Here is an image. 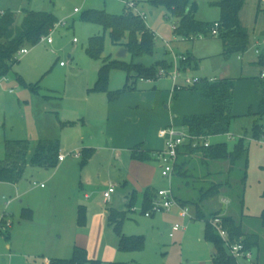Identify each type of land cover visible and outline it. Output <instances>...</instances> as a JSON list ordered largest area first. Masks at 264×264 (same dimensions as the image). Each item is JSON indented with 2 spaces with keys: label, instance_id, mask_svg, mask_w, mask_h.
<instances>
[{
  "label": "rangeland",
  "instance_id": "obj_1",
  "mask_svg": "<svg viewBox=\"0 0 264 264\" xmlns=\"http://www.w3.org/2000/svg\"><path fill=\"white\" fill-rule=\"evenodd\" d=\"M218 1L191 0L196 5L195 19L207 23L219 20ZM135 2L137 11L146 15L145 22L156 35L152 55L133 57L124 46L113 44L99 23L82 18V13L90 9L121 14L124 7H128L118 0H0V11L9 9L15 15L17 24L22 20L23 9L51 13L56 19L45 35L50 33L52 42L48 44L42 39L36 45H27L28 52L17 57L7 79L0 82V160L5 158L4 141L14 138L32 143L28 154L30 159L33 146L43 135L45 112L49 114V111H55L61 121L70 119L73 122L51 132L52 137L59 139L61 152L65 145L73 149L82 138L88 140L93 133L101 131L106 121L98 120L105 114L102 112L104 106L111 101L106 92L93 91L92 88L104 59L149 66L157 61H169L173 55H185L192 61V67L185 71L190 62H187V67L183 63L184 71L177 79L178 84L185 78L194 77L234 80L233 114L237 117L231 122L228 134L211 140L213 143L225 142L230 152L240 140L243 141L248 158L246 177L241 182L244 169L242 163H238L231 174V186L222 188L215 197L206 201L204 208L207 213L220 210L225 216L233 215L242 221L247 231L256 233L259 236L258 264H264V228L257 219L264 211V114L257 115L259 77L264 69L257 65L258 55L255 52L256 37L260 38V48L264 49V0H243L239 18L250 46L243 53L228 54H225L218 36L179 41L173 32L176 18L167 13L163 6L145 0ZM95 35L104 37L103 52L98 59L86 53L88 39ZM17 76L26 85L19 83ZM125 80L126 71L112 67L108 72L107 89H121ZM173 86L174 82L169 77H158L156 80L137 78L136 92L126 91L115 100H119L121 106L133 104L134 100H145L142 104L134 103L132 108H125V115L131 120L145 118L143 129L148 135H155L157 127H163L168 120L181 125L184 116L211 111V103L200 96V84L193 89L180 88L171 94ZM207 109L208 112H202ZM173 116L176 118L173 119ZM131 120L127 124L125 120L116 124V130L133 131ZM254 123L263 126L258 138L253 134ZM81 160V157L67 156L68 168L59 171L52 180L47 179L46 174L56 172L54 168L40 169L45 174L41 178L35 175L39 170L36 167L25 169L18 188L30 190V197L38 200L39 189L31 185L33 181H38L46 185L47 192L43 196L46 209L35 210L30 219L21 215V206L26 199L17 198L16 188L12 185L0 184V264H48L53 258H70L74 246L86 251L90 261L85 264H93L92 260H97L98 264H203L205 259L209 260L213 247L203 239L204 219L195 218L193 206H187L192 218H182L180 206L177 205L169 212H157L146 217L140 201H136L132 211L123 206L125 195L119 187L113 194V202L117 201L118 207L126 211L121 233L144 236L141 251H119L117 234L109 225L106 214L102 221L99 216L87 218L85 211V222L79 225L77 208L74 206V197L78 199V193L82 200L83 195L87 194L89 201L99 203L103 210L109 206L102 198L109 169L107 162L104 160L101 168L98 167L103 161L99 155L97 160L100 162L89 171L90 182L80 187ZM227 168L228 162L223 161L215 163L212 170L221 172L219 179L224 181ZM155 178L153 188L167 187L159 171H156ZM143 190L138 193L141 195ZM240 191L243 194L242 202L237 197ZM8 201L10 204L6 206ZM2 219L10 221L13 231L2 223ZM174 224L186 225V228L174 232V236L170 237V228ZM256 252L254 249V256ZM240 262L248 263L244 259Z\"/></svg>",
  "mask_w": 264,
  "mask_h": 264
},
{
  "label": "trees",
  "instance_id": "obj_2",
  "mask_svg": "<svg viewBox=\"0 0 264 264\" xmlns=\"http://www.w3.org/2000/svg\"><path fill=\"white\" fill-rule=\"evenodd\" d=\"M154 5L165 8L167 13L176 18L177 24L173 32L183 39H194L197 37L211 36L214 22L219 23L218 37L221 38L225 54L230 52H244L250 42L247 33L242 29L239 14L242 9L243 0H219L216 5L220 9V18L212 23L202 22L195 19L196 5L191 0H150ZM23 17L19 24L15 23L14 14L9 10H3L0 14V78L6 77L11 71L13 64L17 61L18 51L26 45H36L41 41L48 30L56 22L51 13L23 9ZM82 18L99 23L108 33L113 44L124 46L133 57L152 55L155 44V33L149 29L145 20L134 10L124 8L121 14H110L105 10L90 9L82 13ZM260 40V39H259ZM104 48V37L95 35L88 39L86 53L93 59L101 57ZM257 65L264 69V49L257 54ZM183 63L190 61L185 56ZM172 63L167 60L157 61L152 65L142 63H125L119 60L104 59L103 65L98 70V76L92 88L93 91H103L108 99L113 101L126 91L132 90L137 78L156 80L159 69H169ZM115 67L126 71V82L121 89L110 91L107 89L109 69ZM184 68V67H183ZM184 71V70H183ZM19 83L26 85L24 80L17 76ZM199 93L201 97L210 101L212 110L208 114H191L181 118V126L195 136H204L209 140L213 137L228 134L231 122L237 117L233 114L234 104V80L201 79ZM197 85V84H196ZM184 87L193 89L195 86ZM260 102L257 115L264 114V73L259 77ZM35 90V87H32ZM70 124V122L68 123ZM263 132V126L254 123L253 134L258 138ZM210 142V141H209ZM5 158L0 160V182L16 183L23 175L27 163V155L30 149L28 140H6L4 143ZM59 141L57 139L40 140L29 163L38 167H55L59 155ZM92 150L80 151L81 163L84 164ZM152 152L143 150L137 145L131 150V157L138 161L153 159ZM228 162L226 178L220 180L221 172L212 170L215 163ZM247 148L243 141H239L233 151H228L225 142H210L208 146L192 147L186 143L178 148L177 161L173 170L172 190L177 203L183 207L193 206L196 219H204L203 238L213 247L211 260L213 264H236L229 257L224 243L210 224L214 216H221L222 225L227 231L229 238L235 242H242L246 249L254 252L256 258L252 264H258L259 236L243 227L241 220L233 215H223L220 210L212 213L205 211V202L215 197L222 188L230 187L231 174L238 163H242L244 169L241 182H244L247 168ZM156 190L146 189L143 194L142 211L151 206V201ZM241 194V195H240ZM242 193L237 195L242 202ZM136 195L130 197L127 208L131 211L135 203ZM126 217V211H118L114 208L108 209L107 220L118 237V249L122 252L141 251L144 247V236L124 235L121 233V225ZM261 228H264V211L257 217ZM77 222L83 225L85 222V210L79 207L77 211ZM90 261L86 251L74 246L72 256L66 258L50 259L48 264H85ZM91 263L98 264L97 260ZM110 264H128L125 262H111ZM138 264V263H135Z\"/></svg>",
  "mask_w": 264,
  "mask_h": 264
},
{
  "label": "crops",
  "instance_id": "obj_3",
  "mask_svg": "<svg viewBox=\"0 0 264 264\" xmlns=\"http://www.w3.org/2000/svg\"><path fill=\"white\" fill-rule=\"evenodd\" d=\"M118 1H120L123 4L125 3L124 5H126L128 7V5H127L128 1H126V2L124 0H118ZM145 1H147L148 3H151L150 0H145ZM131 2L134 3V8H131V9L137 11L135 0L134 1L132 0ZM137 12L141 13V11L140 12L137 11ZM22 14H23V12H22ZM142 14H144V13H142ZM145 16L146 15L144 14V20H145ZM14 17H15V15H14ZM22 17H23V15H22ZM15 23H16V19H15ZM155 38H156V35H155ZM256 39L259 40L260 38L256 37ZM185 40L186 39L183 40V38L179 37V41H185ZM48 44H50V43H48ZM260 46L261 45H259V49L262 50L260 48ZM173 56H172L171 60H169V62H171V63L173 62ZM183 56H185V55H183ZM189 62H190V65L185 71L191 69V67H192V61L190 60ZM60 66H62L61 62H60ZM7 77L8 76H6V78ZM210 80H213V78H211ZM129 91L133 92V93L136 92L135 91V83L133 85V89L129 90ZM172 93L174 94L175 91L171 92V94ZM92 101L93 100H91V105H92ZM144 102H145V100H134L135 104H142ZM134 103L133 104L127 103L128 105L121 106L119 100H114V101L108 102L106 107L104 106V111H102L105 114H103L99 120L97 119L98 121H106L104 128L101 131H99V132L97 131V132L93 133V135L88 140H85L84 138H82L81 141L76 143L75 148H73V149H71L67 145H65L62 148V152H61V149H59V154L60 153H70V152H80V151H83L86 149L92 150L88 160L84 164H82V163L80 164L81 172H82V176L80 177V180H79L80 181V187L84 183H86L88 185V183L90 182V176H89L90 172L89 171H90V169L95 168L98 165V162H100V160H97L99 155L102 156L103 161L101 163H99L98 167H100V165L103 164L104 160L107 162V164L109 166V169L106 172L107 181L104 184L105 186L103 187V191L107 188L108 184L112 183V184H114V192L111 195V199H110L109 206L107 209L103 210L99 203L89 201L87 194L83 195V200H82V198H80L81 195L79 193L77 195L78 199L76 197H74V200L76 202L74 206H76L77 211H78L79 207H83L84 210L86 211L87 218H89V216H99L101 219L105 214L106 215L108 214L109 208H114L118 211H123L122 209H120V207H118L119 205H118L117 201L115 203L113 202L114 201L113 194L116 192V190L119 187H121V189H122V194L125 195L123 198V206L127 207L129 200H130V197L134 193L136 195L135 203H136V201H140L141 209H142L143 194H144L145 190L146 189H153L154 191L158 190L156 188H153V183L156 180V178H155L156 171L160 172V166H159V163L157 162V160L154 158L151 160H148V161L134 160L131 157V150L133 147H135L137 145H141L143 150L150 151L152 153L155 151H158V150H162L164 148V140L158 136V131L160 129L165 128V127L170 126V125H173L176 127H183V126H181L180 124L177 125V124L168 120V121H166V123L163 127H157L158 130H157L155 135L154 134L148 135V133L146 131H144V129H143L145 124H146L145 118H143V117L139 118L138 117V118H134V119L132 118V120H131V118H129L128 116L125 115L126 114L125 108H127V107L132 108L134 106ZM155 103H157V102H155ZM233 108H234V104H233ZM211 110H212V104H211ZM208 111H209V109H207V111H202V112H208ZM45 113H46L45 114L46 120H45V124H44L43 135H40L41 137L38 139V141H36L35 145L33 146L34 151H35V148L37 146V143L40 140L57 139L59 141L58 138L52 137L53 134L51 135V132L57 131V129L61 130L63 127H66L67 125L73 124V122H71L70 119H64V120L62 119V121H61L58 117L57 112H55V111H49V114H47V112H45ZM205 114H208V113H205ZM174 118H176V117L173 116V119ZM123 120H125V124H127V122L131 120L133 131L132 130L131 131L130 130H123V131L116 130V124L123 122ZM69 122H70V124H68ZM18 139L19 138H14V139H10V140H18ZM211 139L209 140L210 142H212ZM29 143H30V148H31L32 143L30 141H29ZM59 146H60V142H59ZM28 154H29V151H28ZM32 155H33V153H32ZM66 157L60 162L57 161V165L55 167H38V166H34V165L28 163L30 159L28 158V155H27V163L25 165L22 178L16 183L0 182V184L12 185L13 187H15L16 188L15 189V195L17 198L22 197L23 200L26 199L24 201V203H22L23 200L20 202V203H22V206H21V215L22 216H25L28 219H30L32 217V213L34 214L35 210H37V209L45 210L46 205H47L46 203H44V197L47 194V192L45 190L46 185L43 184L42 182L37 183L38 181L37 182L33 181L31 184L33 188L39 189V191H38L39 198H37L38 200H35L32 197H30V190L26 191L24 189H21V187L18 188L17 184L22 181L23 176L25 175V169L27 167H36L39 170H38V172H36L35 175L37 177H39V175H40V178H41L45 174H43V172H40V169H50V168L52 169V168H54V169H56V172H50V173L46 174V176L48 175L47 179L52 180L55 176H57V173L59 171L66 170L68 168L67 162H66ZM76 158H80V157H76ZM28 173H29V171H28ZM160 175H161V173H160ZM36 183H37V185H36ZM39 184H43V186H40ZM142 190H143V193L140 195L138 192H141ZM136 193H138L139 195H137ZM139 198H140V200H137ZM135 203H134V206H135ZM9 204H10L9 201L5 203L6 206H9ZM178 204L180 207H182V205L180 203H178ZM134 206H133V208H134ZM179 212H180V210H179ZM146 217H150V216H146ZM181 217L186 218L183 216H181ZM102 221H103V218H102ZM20 225L21 224H19V226ZM11 227H12V225L10 224V226H8L7 228H11ZM185 228H186V225L183 226L182 230H185ZM12 231H13V229H12ZM171 232H172V230H170L169 233H171ZM174 232H176V231H173V235L172 236L169 235V236L173 237ZM182 238H183V236H182ZM211 253L209 255L210 256L209 260L205 259L203 261V264H208V262L213 264L212 260H211ZM255 258H256V256H254V260H255Z\"/></svg>",
  "mask_w": 264,
  "mask_h": 264
},
{
  "label": "built area",
  "instance_id": "obj_4",
  "mask_svg": "<svg viewBox=\"0 0 264 264\" xmlns=\"http://www.w3.org/2000/svg\"><path fill=\"white\" fill-rule=\"evenodd\" d=\"M127 5L130 8H134L133 2H128ZM2 13L3 11H0V14ZM138 14L144 19V15L142 13H138ZM218 28H219V23L214 22L211 30V36L218 35ZM42 39L46 40V42L48 43H51L52 41L50 34L42 37L41 40ZM259 45L260 42L259 40H257V42L255 43V52L257 54L260 52ZM26 46L22 47L18 51L17 57L22 56L28 52ZM185 60L186 57L183 55H174L171 68L159 69L156 74L158 77L171 78L174 82L173 91H176L184 87L194 86L201 82L200 78L194 77V78H185L182 83L180 84L177 83V79L181 71H183L181 62ZM61 65H63L62 62ZM4 79L6 80L7 78L6 77L0 78V82ZM158 136L164 140V148L162 150H158L151 153V155L159 163L160 173L161 176L166 180L167 187L156 190V194L151 201L150 208L146 211H143L145 216H151L152 214L157 212H169L172 210V208L175 205L179 206V204L174 198L173 190H172L173 170L175 163L177 161L178 148L186 143L190 144L192 147H196L200 145L208 146L210 143L207 137L192 135L188 132V130L185 127H176L173 125L160 129L158 131ZM69 155L80 157V152L60 153L58 155V161L59 162L62 161L66 156ZM39 185L43 186V184H39ZM113 192H114V184L110 183L108 184L107 188L102 192L103 201L109 203ZM179 213L183 217L192 218L191 215L188 213L187 207H183V206L180 207ZM209 222L213 227V229L215 230V232L222 239L229 257L235 260L236 264H241L240 262L241 259H244L246 262H248L247 264H252L254 259L253 252L251 250L246 249L242 242H235L229 238L227 231L224 229L222 225L221 216L219 215L214 216L213 218L210 219ZM2 223H4V225L7 227L10 226L9 220L2 219ZM182 228L183 226L179 224H174L171 228L172 232L169 233V235L172 236L173 231H178Z\"/></svg>",
  "mask_w": 264,
  "mask_h": 264
}]
</instances>
